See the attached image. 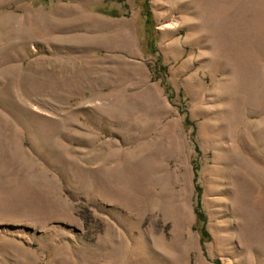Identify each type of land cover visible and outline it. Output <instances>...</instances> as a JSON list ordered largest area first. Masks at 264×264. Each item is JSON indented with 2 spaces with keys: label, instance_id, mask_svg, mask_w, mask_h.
<instances>
[{
  "label": "rangeland",
  "instance_id": "1",
  "mask_svg": "<svg viewBox=\"0 0 264 264\" xmlns=\"http://www.w3.org/2000/svg\"><path fill=\"white\" fill-rule=\"evenodd\" d=\"M0 264H264V0H0Z\"/></svg>",
  "mask_w": 264,
  "mask_h": 264
},
{
  "label": "trees",
  "instance_id": "2",
  "mask_svg": "<svg viewBox=\"0 0 264 264\" xmlns=\"http://www.w3.org/2000/svg\"><path fill=\"white\" fill-rule=\"evenodd\" d=\"M40 2H41V3H46V2H47V0H40Z\"/></svg>",
  "mask_w": 264,
  "mask_h": 264
}]
</instances>
